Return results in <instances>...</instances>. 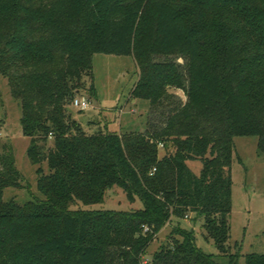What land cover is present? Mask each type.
Wrapping results in <instances>:
<instances>
[{
    "label": "trees",
    "instance_id": "1",
    "mask_svg": "<svg viewBox=\"0 0 264 264\" xmlns=\"http://www.w3.org/2000/svg\"><path fill=\"white\" fill-rule=\"evenodd\" d=\"M133 51L135 99L156 106L168 87L185 88L173 63L151 58L177 52L189 58L188 101L127 142L88 134L70 107L93 78V56ZM1 75L20 101L42 198L5 199L7 188L27 187L12 145L0 147V264H143L171 218L190 215L219 253L204 252L194 229L174 227L181 239L144 264H238L229 243L234 138L257 136L264 152V0H0ZM160 146L172 149L163 159ZM189 160L201 162L199 173ZM115 186L143 207L84 208ZM246 264H264V254Z\"/></svg>",
    "mask_w": 264,
    "mask_h": 264
},
{
    "label": "rangeland",
    "instance_id": "2",
    "mask_svg": "<svg viewBox=\"0 0 264 264\" xmlns=\"http://www.w3.org/2000/svg\"><path fill=\"white\" fill-rule=\"evenodd\" d=\"M155 14L150 11L142 20L147 30H152ZM140 50L148 46L138 42ZM139 52V51H137ZM153 62H171L182 73L184 89L168 87V94L161 103L152 106L149 100L135 99L133 87L140 78L135 51L128 55L95 54L93 56V78H83V88L78 96L90 102L87 110L70 107V112L79 120L88 134L105 132L106 130L120 134L127 142L133 136L144 133L150 120L166 118L169 109L175 105L185 104L188 97L189 80L187 75L189 58L180 53H152ZM94 84V90L91 88ZM0 147L11 144L14 149L17 168L22 172L26 190L7 188L5 199H15L25 203L32 197L42 198L37 188V166L27 156L30 139L23 134L21 125V104L11 94L8 78L0 76ZM156 108V109H155ZM234 156L232 162V211L230 214V245L232 253H239L238 264H246L248 254H264V152L258 149V137L236 136L234 138ZM171 148L159 147L158 157L163 159L171 152ZM189 166L199 173L202 164L199 160H189ZM45 172L47 165H43ZM143 207L140 199L131 201L126 191L115 186L106 193L102 203L84 206V208L115 211H134ZM192 216L177 218L173 216L168 224L152 242L143 257V264L150 261L154 253L162 247L167 248L181 237L173 232L174 227L194 229L197 245L206 253H219L213 240L202 235V223L194 222ZM221 264L227 258H219Z\"/></svg>",
    "mask_w": 264,
    "mask_h": 264
},
{
    "label": "built area",
    "instance_id": "3",
    "mask_svg": "<svg viewBox=\"0 0 264 264\" xmlns=\"http://www.w3.org/2000/svg\"><path fill=\"white\" fill-rule=\"evenodd\" d=\"M73 105L79 110H87L90 107V102L83 96H77L73 101Z\"/></svg>",
    "mask_w": 264,
    "mask_h": 264
}]
</instances>
